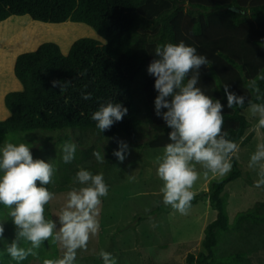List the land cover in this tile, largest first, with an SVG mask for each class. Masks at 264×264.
Wrapping results in <instances>:
<instances>
[{"label": "trees", "instance_id": "obj_1", "mask_svg": "<svg viewBox=\"0 0 264 264\" xmlns=\"http://www.w3.org/2000/svg\"><path fill=\"white\" fill-rule=\"evenodd\" d=\"M15 15H28L46 23H84L105 41L81 37L65 54L58 44L46 41L18 54L14 74L23 88L4 96L10 115L0 120V144L8 139L29 140L25 136L35 133H51L43 138L46 145L55 139V132L61 133L58 140L64 143L73 136L71 131H76L80 135L78 143L82 136H93L104 143L97 150H104L108 160H113L112 147L120 137L135 142L144 134L143 146L163 148L170 142V129L155 115L158 93L154 89L155 77L147 69L158 45L181 40L209 60V65L200 69L198 86L225 106L224 131L228 138L238 142L250 126L242 113L244 108L227 107L223 85L254 100L249 83L264 72V0H0V22ZM53 80L70 83L60 90L52 86ZM257 83L264 92V81ZM82 91L90 92L92 99H82ZM108 100L122 103L128 113L110 130L100 133L91 115ZM262 132L264 142V129ZM90 156V149H77L73 162L59 161L62 166L58 165V169L66 175ZM232 163L230 173L211 178L207 189L196 192L191 202L192 207L207 198L216 217L204 227L202 250L188 253L187 264H243L249 255L245 249L217 254L223 236L230 232L264 244V201L239 211L233 222L229 221L224 190L241 176L236 157ZM3 211L5 207L0 204V216ZM163 211L169 212L171 207L159 204L138 215L136 223ZM52 248L44 252L42 246L37 256H29L21 264H43L44 259L54 258L55 246ZM0 264H16L4 247H0Z\"/></svg>", "mask_w": 264, "mask_h": 264}, {"label": "clouds", "instance_id": "obj_2", "mask_svg": "<svg viewBox=\"0 0 264 264\" xmlns=\"http://www.w3.org/2000/svg\"><path fill=\"white\" fill-rule=\"evenodd\" d=\"M154 55L147 69L155 77L154 89L158 93L154 111L170 129L167 134L170 142L164 145L162 155L155 158L156 174L163 182L159 191L165 206L187 215L197 194L193 189L201 176L199 169H203L205 177L227 175L232 170L239 145L224 131L225 106L198 86L201 67L209 65L207 56L198 54L195 47L183 40L158 45ZM257 81H264V72L249 83L254 100L237 95L228 84L223 85V90L227 107L243 109L247 105L259 130L264 129V92ZM68 83L70 81H51L52 86L60 90ZM81 95L84 100L92 99L90 92L82 91ZM127 113L128 108L122 103L108 100L99 104L91 119L103 133L114 123L121 122ZM117 143L118 150L112 154L123 163L130 154V147L123 140ZM31 145L11 139L0 144V204L7 209V216L15 228L6 253L16 264H21L29 256H37L38 250L52 241L61 246L63 253L58 258L44 259L43 264H76L78 251L86 250L90 238L99 231L102 198L108 195L109 185L103 172L94 174L79 168L73 177V186L66 193L65 204L57 216L48 218L46 206L55 198L48 186L53 183L56 167L44 159L34 158ZM61 151L63 163L70 164L75 159L77 144L66 141ZM92 155L99 164L106 163L103 151L94 150ZM248 168L257 175L255 186L264 187V142L258 143L250 154ZM130 179L135 177L130 176ZM6 223L0 222V240H7L4 236ZM22 243L30 246L23 247ZM98 256L102 264H117L111 252L101 250Z\"/></svg>", "mask_w": 264, "mask_h": 264}, {"label": "rangeland", "instance_id": "obj_3", "mask_svg": "<svg viewBox=\"0 0 264 264\" xmlns=\"http://www.w3.org/2000/svg\"><path fill=\"white\" fill-rule=\"evenodd\" d=\"M28 17V15H15L9 18L26 19ZM65 22L79 26L78 28L84 34L73 38L70 44L65 47L56 40H43L40 43L52 41L58 44L62 53L65 54L78 37H91L101 42L105 41L89 25L80 22ZM20 53L22 52L18 54ZM242 113L249 120L250 126L242 139L236 142L239 145L236 159L239 162L241 176L229 182L224 190L227 196L226 209L230 223L233 222L239 211L254 206L258 201H264V187L255 186L257 175L248 168L250 154L258 143L263 142V132L262 129H256L257 121L250 117L247 107L242 110ZM48 134L51 133H35L33 136H25V139H30L24 140L32 144L31 152L34 158L36 156V158L44 159L56 167L53 183L48 186L49 190L55 194V198L46 206L45 214L48 218L57 216L65 204L66 193L73 186V177L79 168L92 167L94 174L103 172L104 179L109 185L108 195L102 198L98 217L99 231L90 238L86 250L78 251L76 264H102V258L98 256L101 250L111 252L116 258L117 264H187L188 253L197 254L202 250L204 227L216 217V211L210 208L207 198L194 204L187 215H181L171 209L169 212L163 211L155 214L151 217V221L147 217L136 223L138 215L147 213L145 209L152 210L157 205L163 204L159 191L163 182L156 174L155 164V158L162 155L163 148L143 146L146 139L144 134L140 135L135 142L126 137H120L114 143L112 151L118 150V140L126 141L130 147V154L127 155L125 161L120 163L113 156V160L106 158V163L99 164L92 153L102 147L104 143L93 136H82L78 143L77 138H80V135L76 131H71L73 136L67 141L76 143L79 150L90 149L91 156L81 164H76L75 169L66 171V175H64L58 169V165L62 166L58 162H63L59 157V155L62 156L61 150L64 144L58 140V134L61 133H52L55 139H50L46 145H43V138H46ZM148 136H150V132ZM101 151L104 152V150ZM197 167L199 169V166ZM199 170L201 176L194 186L195 192L206 190L208 181L214 177L211 174L205 177L203 169ZM130 176L135 179H130ZM5 221L7 223L4 236L7 240H0V247L4 248L8 241L14 238L15 232L14 225L7 216L6 208L0 216V222ZM153 223L157 226L151 227L150 225ZM53 246H55L54 258L60 257L63 249L52 241L45 243L44 252L53 251ZM241 249H245L249 254L244 258L243 264H264V244L260 240L241 238L235 232L223 236L217 254L225 255ZM36 262L39 263L38 260Z\"/></svg>", "mask_w": 264, "mask_h": 264}, {"label": "bare ground", "instance_id": "obj_4", "mask_svg": "<svg viewBox=\"0 0 264 264\" xmlns=\"http://www.w3.org/2000/svg\"><path fill=\"white\" fill-rule=\"evenodd\" d=\"M78 27L69 22L37 23L29 17L26 19L9 18L0 23V54L11 52V56L19 51L30 50L43 40H56L62 46H68L73 38L84 34ZM1 78L5 79L7 86H13L7 74L4 59L0 60Z\"/></svg>", "mask_w": 264, "mask_h": 264}, {"label": "crops", "instance_id": "obj_5", "mask_svg": "<svg viewBox=\"0 0 264 264\" xmlns=\"http://www.w3.org/2000/svg\"><path fill=\"white\" fill-rule=\"evenodd\" d=\"M7 19H5V20H7ZM5 20H3V21H5ZM3 21H1L0 23H2ZM25 51H27V50H25ZM19 52L13 53V54H11V56H10L11 52H5L4 55L0 54V60L4 59V63L7 66V74L10 78V82L13 83V86H7L6 82L4 81L5 79L4 80H3V78L0 79V120H4L10 115L9 110L7 109V107L4 104L5 94L9 91H18V90H22V88H23L22 83L17 79V77L14 74L15 59H16ZM21 52H23V51H21Z\"/></svg>", "mask_w": 264, "mask_h": 264}, {"label": "water", "instance_id": "obj_6", "mask_svg": "<svg viewBox=\"0 0 264 264\" xmlns=\"http://www.w3.org/2000/svg\"><path fill=\"white\" fill-rule=\"evenodd\" d=\"M36 48H37V47H36ZM36 48H35V49H36ZM33 50H34V49H33Z\"/></svg>", "mask_w": 264, "mask_h": 264}]
</instances>
